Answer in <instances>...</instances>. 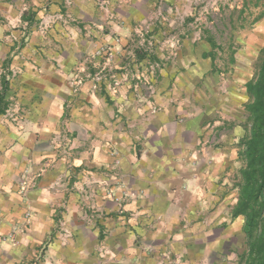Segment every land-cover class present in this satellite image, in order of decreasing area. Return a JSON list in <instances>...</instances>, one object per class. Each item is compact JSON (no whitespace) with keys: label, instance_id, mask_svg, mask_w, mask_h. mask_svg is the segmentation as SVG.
Masks as SVG:
<instances>
[{"label":"crops","instance_id":"0c3cea01","mask_svg":"<svg viewBox=\"0 0 264 264\" xmlns=\"http://www.w3.org/2000/svg\"><path fill=\"white\" fill-rule=\"evenodd\" d=\"M160 1L0 0V91L3 73L13 115L24 114L21 121L0 115V264H208L214 251L221 261L228 257L224 247L243 231L244 218L231 220L228 180L220 176L231 162L213 151L215 160L206 162L210 131L204 98L195 94L217 70V56H204L214 34L192 35V17L187 28L177 24L187 39L177 60L157 73L153 97L131 94L127 83L113 94L114 75L100 91L86 81L71 93L69 75L84 54L112 44L107 71L132 75L151 57L138 59L134 27L163 12V25L175 28L173 10L195 9L187 0ZM225 1L238 14L248 3ZM258 13L249 44L261 49L264 9ZM128 51L139 64L127 63ZM163 52L151 58L163 61ZM64 229L72 234L66 244Z\"/></svg>","mask_w":264,"mask_h":264},{"label":"rangeland","instance_id":"374dc122","mask_svg":"<svg viewBox=\"0 0 264 264\" xmlns=\"http://www.w3.org/2000/svg\"><path fill=\"white\" fill-rule=\"evenodd\" d=\"M101 1L106 3L109 2V0ZM247 1V10H245L243 15L244 18H241V20L238 12H236L238 10L231 9L230 6H228V1L226 2L225 0H220L218 10L212 11L210 16H206L202 12L204 5H202L201 0H198L197 2H191L192 6L195 8L192 13L193 15L181 14V12L179 15L176 10H173V14L176 16L175 28H169L166 27L167 25H163V23L167 22V19H163L165 15L162 12L156 15L154 21H147L146 24H144V22H140L136 25L134 27L135 36L131 37L134 47H144L145 50L149 51L151 57L157 49H163L164 58L163 61H160L162 63V67L158 69L160 72L162 68L165 67V64L174 63L177 60L183 49L184 40L187 39H182L183 37L178 34V29L176 30L177 24L181 23L182 25L180 26L185 28V19L192 17L193 20H191V22H193L192 24L194 26L193 27L190 22L192 35L196 32L201 34V29L205 30V34L207 35H209L208 33L214 34L216 43H219L220 45L218 51H216L218 52V54H216L217 70L206 74L205 79L201 80L196 85L195 94H202L204 98V102L202 101L203 109L201 110H203L206 115L207 131H210L205 140V147L211 148V150L205 151L206 154H209L206 162L211 165V163L215 160L214 157L217 156V153L220 156L222 155L224 159L231 162L230 166L227 168L228 174H224L227 173L225 171L224 173L221 172L220 175L222 176L221 178L226 176L228 180V202L231 209L235 203V196L237 197L238 193L237 188L234 186L236 176L239 169L243 166V161L238 157V148L236 147V143L246 133L245 125L247 124V114L244 110V105L248 102L249 97L245 90V82L251 79L258 71L260 65V51L264 46V38H262V40L260 39L263 41L261 43V49L260 47H257V43L254 46L250 45L251 43L249 44L251 39L252 41L253 38L254 40L257 39L254 37L256 25L252 19L254 16H259L258 12L260 9L261 12L263 11L264 0ZM230 2H235L236 5H238V3L241 4L239 0H230ZM159 6H161V3L157 5V9ZM155 23H157V26ZM41 31L44 32L46 30L41 29ZM171 36H176L179 41V52L175 59L166 60L165 57L167 56L168 51L166 44ZM248 39L250 41H248ZM115 50L117 49H115L112 44L106 43L98 46L94 51L84 54L80 58L76 68L69 75L70 86L72 89L71 93L78 94L86 81L92 83L93 89L100 91L105 88V86L103 87L104 83L111 80L109 76L113 77L114 75L115 81L112 85L109 84L108 89L115 95L119 94L121 88H123V83H127V89L131 94L135 93L142 99H148L149 97L156 95L157 75L155 78H151V73H149L152 72L149 66L156 62V60L152 59L148 54L147 58L150 57L147 59L148 62H144L143 65H138V67H136L139 68V70L132 71L131 75L129 70L123 69L125 70L124 75L126 74L127 76L129 74V76L128 78L124 76V78L119 79L113 70H111L110 74L109 71H107L109 70L108 68L110 67V62L115 58L113 57V55L115 56ZM130 55L132 57H130ZM134 57L136 58L135 52L133 51H128L125 54V58H128V60L129 58L131 59L129 60L130 62L127 63L134 62L133 64H139L137 63L138 60H135ZM231 58H234V61H231ZM126 67L130 69L129 66L126 65ZM80 78L82 83H79ZM147 78L150 81V85L146 83ZM7 101L9 103V100ZM157 109L158 108H153V112H156ZM19 112L20 115H24L22 110ZM4 115L5 118L13 119L14 121L23 120V118H20V115H18V117L17 115H13L11 105L9 104ZM225 143H228L229 147H223V144ZM211 151H213L216 155H212ZM25 219H27V217H25ZM229 240L230 245L226 248L224 247V255L230 251V253H228V257L221 261V258L219 259V256L216 254L217 251H214L213 256L215 262H208V264H237L239 255L246 249L245 235L243 231H240L239 233L231 234L229 236ZM218 252L221 253V251ZM200 264H204V262H201Z\"/></svg>","mask_w":264,"mask_h":264},{"label":"trees","instance_id":"16d2710c","mask_svg":"<svg viewBox=\"0 0 264 264\" xmlns=\"http://www.w3.org/2000/svg\"><path fill=\"white\" fill-rule=\"evenodd\" d=\"M245 10L246 8H242L239 11L240 20L244 18ZM208 40L213 50L204 56L214 61L217 56L214 49L218 46L212 37H208ZM142 48L135 50L138 59H142L146 53ZM8 89L7 75L2 73L0 115L8 108ZM245 90L249 97L244 105L247 114L246 133L236 143L243 166L239 169L234 184L238 195L231 209V220L239 216L244 218L246 249L239 255L237 264H264V46L260 51L258 71L245 82Z\"/></svg>","mask_w":264,"mask_h":264},{"label":"built area","instance_id":"2783aa9c","mask_svg":"<svg viewBox=\"0 0 264 264\" xmlns=\"http://www.w3.org/2000/svg\"><path fill=\"white\" fill-rule=\"evenodd\" d=\"M197 2L198 0H189V2ZM220 0H201L202 5H204V7L202 8V12L204 15L206 16H210L212 11L214 10H218L219 6H220ZM193 15V14H192ZM195 16V15H194ZM163 19H166L165 16L163 17ZM167 47H168V51H167V56L165 57L166 60H171V59H175L178 56V52H179V41L177 40L176 36H171L169 38V40L167 41ZM143 49L145 50V48L143 47ZM145 52H148V54L150 55L149 51L145 50ZM162 67V63L159 60H156V62H154L151 66H149L150 70H152V72L150 74L151 78H155L157 73L159 72L158 69ZM155 74V75H154ZM79 83H82L81 78L79 79ZM147 84L150 83V81L147 78L146 81ZM150 85V84H149ZM152 87V86H151ZM24 190L26 191V188H24ZM115 200H119V198H115ZM72 234L71 231L69 229H64L62 231V233L60 234V241L63 244H66L68 242V240L71 238Z\"/></svg>","mask_w":264,"mask_h":264}]
</instances>
